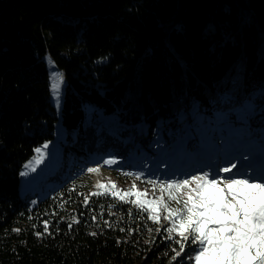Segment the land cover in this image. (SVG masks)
<instances>
[{
  "label": "trees",
  "instance_id": "obj_1",
  "mask_svg": "<svg viewBox=\"0 0 264 264\" xmlns=\"http://www.w3.org/2000/svg\"><path fill=\"white\" fill-rule=\"evenodd\" d=\"M48 56L72 155L39 197L20 172L59 120ZM232 153L264 155V0H0V264H194L190 236L175 256L166 212L154 223L92 195L85 170L114 159L111 176L151 200L149 180Z\"/></svg>",
  "mask_w": 264,
  "mask_h": 264
},
{
  "label": "snow or ice",
  "instance_id": "obj_2",
  "mask_svg": "<svg viewBox=\"0 0 264 264\" xmlns=\"http://www.w3.org/2000/svg\"><path fill=\"white\" fill-rule=\"evenodd\" d=\"M50 79L52 81L50 89L59 107L63 77L59 73H52ZM47 148L48 145L44 144L43 149ZM36 152L40 154L42 149L37 148ZM102 163L111 166L118 161L105 159ZM234 168L236 164L232 163L220 171L231 173ZM33 171H35L34 168ZM85 171L97 173L99 168L89 167ZM133 176L134 179H140L139 175L133 174ZM201 181L203 183H200ZM148 183L152 185L154 191L159 188L160 193L167 192L168 200L166 201L163 195L153 197L151 200L144 199L148 195L147 190L137 189L135 183L126 191L118 189L114 183L98 184V188L107 189V191L95 192L92 195H111L113 199H118V202L131 204L138 210L148 213L154 223H159L161 212H166L165 219H169L171 224L166 229L168 238L173 239L180 248V251L174 250L175 256L181 255L190 236L192 242L198 245L194 254L189 257L194 264H264V177L254 179L246 173L242 174L241 178H237L236 174L226 177L223 181L225 186L219 189L221 193H224L223 196L205 194L207 188H217L221 183L219 178L209 179L207 173L163 184H157L151 180ZM192 183L197 184L195 199L189 194L184 201L183 211L177 209L173 218V210L170 209L168 202L177 200L180 190L187 189ZM246 188L254 191L244 192ZM191 191L189 189V193ZM87 200L88 197H85V207ZM75 222L78 223V221ZM206 224L213 227L205 229ZM44 229L45 231L48 229L47 222L44 224ZM173 233L179 239H176Z\"/></svg>",
  "mask_w": 264,
  "mask_h": 264
},
{
  "label": "rangeland",
  "instance_id": "obj_3",
  "mask_svg": "<svg viewBox=\"0 0 264 264\" xmlns=\"http://www.w3.org/2000/svg\"><path fill=\"white\" fill-rule=\"evenodd\" d=\"M47 65L49 69V75H51L52 73L60 74V72L58 71L55 65L54 60L50 56L47 57ZM62 77H63V84L60 90L59 107H57L56 102L53 98L52 91L50 89L51 103L57 108V113L59 116V120L56 123L55 136L53 139L46 141L43 144L39 145L37 148L42 149V152L40 154H37L35 150L34 156L23 165V168L21 169V172H20V188H21V192L23 193H25V191L31 192V193L37 194L39 197H42L44 195L45 189H47L48 187L54 188L57 186L55 181L51 178V176L56 174L61 169L63 164H65L66 160L71 159L72 152L69 151L66 153L64 149L65 145L68 142V139H67V132L62 123V118H61V113H60L61 107L63 105V99H64V93H65V87H66L65 78L64 76ZM51 82L52 81L50 79V83ZM44 144L48 145L47 149H43ZM235 155H237V153ZM233 156H234V153L231 154V157ZM251 156L252 155L243 156L242 154H238L237 156H235V159H232L230 161L231 164L232 163L236 164V168H234L231 173L221 172L220 171V169H222L221 166L220 165L216 166L215 164H213L211 165V168L209 169L208 168L203 169V166H202L198 168L197 170L193 169L192 171H190L189 174H186V172H183V174L179 175L181 178L180 180L191 178V176L193 175H203L204 173H207L209 179L216 177L221 180V183L218 185L217 188H210V187L207 188L205 190V194L210 195V196H216V195L223 196L224 193H221L219 189L225 186L223 181L226 177H230L233 174H236L237 178H241L242 174L244 173H246L249 177H252L254 179H260L264 177V155L256 156V154H253V157ZM28 165H30V167H26ZM89 167L99 168V172L87 174L90 187L93 188L95 192L98 190H102L101 188L97 187L98 184L110 185L114 183L118 189L125 190V191L131 188V185L129 182L118 181L116 180L114 176H111V170L108 165L100 163V164L89 166ZM33 168L35 169V171H33ZM21 173H26V175H21ZM98 173L101 175V180H102L101 183H98L95 178L96 174ZM200 183H203V182L201 181ZM196 188H197V184L192 183L188 186L187 189H181L178 194V200L183 202L184 204V201L187 200L189 194H191L193 196V199H195L196 197L195 189ZM189 189L192 190L191 193H189ZM243 191L249 192V191H254V190L246 188ZM157 197L159 196L157 195ZM163 197L165 200H167L164 195ZM173 201L175 202V200ZM210 202L214 203L216 201H210ZM204 227L205 229H207L209 227H213V225L206 224ZM212 235H215V233H212Z\"/></svg>",
  "mask_w": 264,
  "mask_h": 264
},
{
  "label": "bare ground",
  "instance_id": "obj_4",
  "mask_svg": "<svg viewBox=\"0 0 264 264\" xmlns=\"http://www.w3.org/2000/svg\"><path fill=\"white\" fill-rule=\"evenodd\" d=\"M96 181L98 182V183H101L102 182V180H101V175L98 173V174H96Z\"/></svg>",
  "mask_w": 264,
  "mask_h": 264
}]
</instances>
